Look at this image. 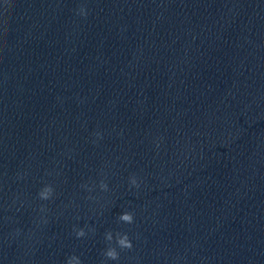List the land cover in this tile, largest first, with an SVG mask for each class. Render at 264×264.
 Segmentation results:
<instances>
[{
    "label": "clouds",
    "instance_id": "1",
    "mask_svg": "<svg viewBox=\"0 0 264 264\" xmlns=\"http://www.w3.org/2000/svg\"><path fill=\"white\" fill-rule=\"evenodd\" d=\"M80 13L82 15H86L87 13L85 12V10L83 8L80 9ZM132 183L133 184H136V181L135 179L132 180ZM101 187L103 189H107V185L106 184H102ZM53 194V188L50 186V185H46L39 193V197L40 199H43V200H48ZM119 219L123 222H126V223H132L133 222V214L132 213H129V212H125L123 214H121L119 216ZM84 235V231L83 230H79L77 232V236L78 237H81ZM109 239L111 240L112 237H111V234L109 235ZM118 244L122 247V248H128L130 249L132 247V244H131V241L129 240L127 234H124L123 236H120L118 238ZM106 255L111 258V259H117L118 258V253L115 251V249H109L106 253ZM71 264V262H70Z\"/></svg>",
    "mask_w": 264,
    "mask_h": 264
}]
</instances>
